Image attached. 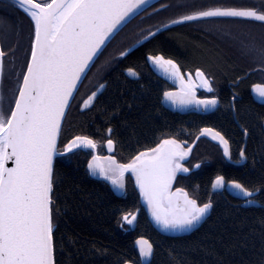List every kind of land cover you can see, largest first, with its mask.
I'll use <instances>...</instances> for the list:
<instances>
[{
  "label": "snow or ice",
  "instance_id": "obj_1",
  "mask_svg": "<svg viewBox=\"0 0 264 264\" xmlns=\"http://www.w3.org/2000/svg\"><path fill=\"white\" fill-rule=\"evenodd\" d=\"M13 4L29 15L32 31L20 68L14 63L19 44L6 48L8 37L0 38V264H58L56 233L60 227L59 218L63 215L62 209L74 206L67 199L63 204L59 203L60 194L56 189L64 188L65 196L72 194L78 187L74 169L79 166V162L73 160V150L81 146L95 149L98 144L92 136L77 134L61 146L63 118L96 61L104 57L96 65V72L106 75L104 70L114 66L117 58L130 54L129 49L139 42L133 40L122 51L113 47L105 52L129 20L145 8L155 14L170 5L152 8L149 0H0V9ZM148 14L144 13L145 17ZM215 17H243L264 23V6L215 5L187 10L159 27H152L147 36L181 21ZM139 39L146 37L141 35ZM241 44L245 54L257 62L258 68L264 69V33L259 40L252 38ZM10 53L13 63L8 68L15 70V76L6 97L5 62ZM147 58L180 84L178 89H166L163 98L173 102L179 99L181 103L195 101L205 107L218 103L215 95H197V79L190 71L185 78L175 59L159 53L154 55L152 51L148 52ZM127 71L135 72V69L128 68ZM195 73L201 87L213 89L212 75L201 67H197ZM242 78L237 76L233 84ZM105 84H99L80 107L91 104ZM252 88L264 101V84H253ZM124 103L131 109L135 101ZM122 107L117 104L112 111L120 112ZM112 131L113 126L109 124L108 132ZM243 131L247 134L249 129L244 127ZM200 133L213 135L223 146L225 156L231 157L229 140L222 132L205 126ZM106 143L111 149L117 141L109 138ZM184 143L174 135L165 134L154 147L136 151L126 162L113 155L94 153L88 159L87 169L92 174L107 177L121 189L125 187V172L130 170L156 222L166 230L183 231L197 224L213 207L211 196L200 202L184 187L173 190L177 172L189 171L181 161L189 155L196 141L187 148ZM240 157L247 158L244 147L240 149ZM60 158L65 168L58 170L56 162ZM199 163L197 161L196 166ZM224 182L223 175H216L212 183L217 186ZM227 183L244 194L246 205L256 204L254 195L264 191V187H249L239 179ZM135 217L136 212H124L121 225L123 221L132 224ZM70 242L75 243V238H70ZM136 243L139 247L136 264H151L148 258L153 255V243L144 236H139ZM60 247H64L63 243ZM92 249L99 254L108 253V248H97L95 244L89 251ZM122 264H134V261L122 259ZM258 264H264V258Z\"/></svg>",
  "mask_w": 264,
  "mask_h": 264
},
{
  "label": "trees",
  "instance_id": "obj_2",
  "mask_svg": "<svg viewBox=\"0 0 264 264\" xmlns=\"http://www.w3.org/2000/svg\"><path fill=\"white\" fill-rule=\"evenodd\" d=\"M160 4L170 7L158 10L155 14H151L146 8L129 20L105 52L113 47L120 50L129 42L130 37L118 38L119 35L146 34L152 27L187 10L215 5L264 6V0H159L151 7L157 8ZM23 11L15 4L7 9H0V38L8 37L6 48L21 40L19 17L25 18ZM146 12L149 14L145 17ZM209 21L221 22L223 26L219 30L215 26L187 27L199 21L178 25L155 35L134 49L122 60L121 66L133 67L140 77L132 80L121 70L108 72L105 77L107 86L95 100L90 113H82L73 120L70 108L67 110L62 122L60 145L77 128L76 122L79 128L87 129L90 126V136L101 142L106 139L104 128L111 124V138L117 141L112 149L113 156L126 162L136 151L158 143L168 130L171 131L169 135L192 144L201 127L212 126L229 140L232 152L233 146L242 142L243 128L247 127L249 131L245 149L246 152L248 149V160L253 164L250 168L246 164L241 170H224L220 163L223 162L221 151L210 148L204 134L197 138L189 156L192 162L208 157L214 161L213 166L220 167L218 171L224 176L239 179L249 187H264V104L254 103L249 93L251 84L264 83V69L258 68L257 62L245 54L242 47V41L252 38H232L230 34L225 35L224 32L231 33L230 20ZM28 23L30 24L29 21ZM31 31L32 23L29 33ZM25 47L26 39L23 45L19 43L18 52L15 53L19 61L24 56ZM149 51L175 59L182 69L191 73L201 67L212 75L213 91L219 92L217 111L201 116L194 113H171L163 108L160 104L162 90L156 87L157 80L143 60V56ZM103 58L101 56L92 66L90 76L94 73L101 75L96 72V65ZM237 76L243 78L233 84ZM126 100L135 101L131 109L124 103ZM117 104L123 106L122 110L113 112L112 109ZM233 104L236 105L235 108L232 107ZM216 113L221 114L217 126L213 120ZM73 160L79 162L78 168L74 169V181L78 187L68 196H65L64 188L56 189L60 194L59 203L63 204L67 199L74 206L62 209L63 215L59 218L60 227L56 233L58 264H122V259H132L136 264L139 257L134 240L139 236H144L153 243L151 264H258L264 258V191L254 195L258 206L247 207L228 195L216 193L212 198L210 214L198 228L187 235L170 237L159 234L149 223L140 208V193L130 175L126 176L123 191L116 193L108 180L91 172L88 174L80 157L73 156ZM56 166L58 170L65 168L62 158L57 159ZM204 177L208 179L209 173ZM180 179L176 175L174 182L177 183ZM137 209L140 211L134 228L130 224L122 226V214L136 212ZM70 238H75L76 242L71 243ZM61 243L63 248L60 247ZM93 244L97 248H108V253L99 254L95 249L89 251Z\"/></svg>",
  "mask_w": 264,
  "mask_h": 264
},
{
  "label": "flooded vegetation",
  "instance_id": "obj_3",
  "mask_svg": "<svg viewBox=\"0 0 264 264\" xmlns=\"http://www.w3.org/2000/svg\"><path fill=\"white\" fill-rule=\"evenodd\" d=\"M26 36L27 35L25 33L24 38H26ZM124 36L125 35L121 34V35L118 36V38H123ZM136 38H137L136 40L139 39V37H136ZM129 44H127L125 47H127ZM129 53L131 54L132 51H130ZM128 55L129 54H126L124 57L117 58L114 66H112L111 68H106L104 70L106 72V75H107L108 72L111 73L114 70H121V72L125 75V73H124L125 70H127L128 68H133V67L121 66L122 65V60L124 58H126ZM165 57L166 58H171V57H167V56H165ZM143 60L145 61V65L149 67L148 69L151 71V72L150 71L149 72L152 73L154 78H156V80H157L156 87H158L159 90H162L161 97H160V104H161L162 94H163V92L166 89H178L180 86L173 81V78L170 75H164V74H160V73L156 72L152 68V66L150 64L151 60H149L147 58V54H145L143 56ZM180 71L184 74L185 78H187V74H188L189 71L187 69H182L181 67H180ZM135 73L138 75V78H139L140 75L138 74V72L136 70H135ZM106 75H103V74L96 75V73H94V74H92V76H90V71L88 72V76H86L84 78V81L80 84L79 90L76 91L75 97L72 99L71 104L68 107V109L70 108V111H71L70 114L72 115L73 120H74V118L79 117L80 115H82V113H90V108L92 107V105L94 103L91 105V107L89 106V107H87V108H85L83 110L80 109V105H82L83 101L87 98V96L92 91L96 90L99 87V84L106 82L105 87L100 92V94H102V92L104 91V89L107 86V80L105 78ZM192 75L194 76L193 78H196L197 82H198V78L196 77L195 70L192 73ZM101 76H102V78H101ZM90 77H91V79H89ZM127 78H129V77H127ZM13 79H14V76H13V78L10 81V87H11V85L13 83ZM134 80H136V79H134ZM256 83L264 84V83H261V82H255L253 84H256ZM253 84H251L250 87ZM4 86H5V84H4ZM8 86H9V84H8ZM197 86H199L196 89L197 95H199V96H202V95H215V96L218 97V104L215 107V109L213 111H211L210 113L203 114L201 116H208V115L212 114L213 112H216L217 109L219 108V92H214L213 89H210V91H208V92L204 91L205 88L201 87L199 85V82L197 83ZM250 87H249V93H250ZM5 89H6V86H5ZM98 96L96 97V99L98 98ZM250 96H251V99H252V101L254 103L264 104V101H261V99L254 98L251 94H250ZM232 99L233 98L230 99V102L233 101ZM171 113H174V112H171ZM190 114H192V113H187L186 115H190ZM220 119H221V114L216 113L215 116L213 117V120L215 121V124H214L215 126H217V124H219L218 122H219ZM187 124H189V122H187ZM76 127L77 128H74V131L72 132V135L68 139H70L73 135H77V134H83V135H89L90 136V126L87 129H84L82 127L79 128V125L76 122ZM208 127L214 128L212 126H208ZM263 129H264V127H263ZM103 131H104V136L106 137V139L103 142L98 141L97 147L95 149L90 148V146L89 147L81 146L78 150H73V156L74 157L76 156L77 158L80 157V161L83 162L84 169L86 168V172L88 174L90 173V171L87 169V162H88V159H90L91 156L94 153L98 154L100 156L113 155V153H112V149L113 148L109 149V147H108V145L106 143V141L109 138H111L112 134L108 132V126H106ZM96 132L97 131H94V133H96ZM170 132L171 131L168 130L167 134L169 135ZM94 133H93V136H94ZM201 134H204V138L207 140L208 146H210V148H212L213 150H217L218 149L219 151H221L222 157H223V162L220 161V163L224 166L223 167L224 170L226 169V170H236L237 171V170H241L246 164L249 166V168L253 165L252 161L248 160L249 159L248 158V154H247V158L246 159L240 157V149L242 147L245 148L247 134H245V133L243 134V137H242V140H241L242 142L236 147H235V145L233 146L232 152H231V157H227V158L224 156L223 146L220 144V142L218 140L214 139L213 135H209L207 133H200V135ZM162 135H164V133ZM64 143H66V141ZM188 145L189 144L184 143V147L185 148H187ZM154 146H151V147H154ZM230 151H231V149H230ZM247 153H248V149H247ZM189 155H190V152H189ZM189 155L184 157V159L181 161L182 163L186 164V166L189 168V171L184 172L183 170H180V171L177 172L176 175H179L181 179L177 183H175L173 181V190L176 187H184L190 193H193L197 198H199L200 202L206 201L209 198V196H211V198H213V195L216 194V193L222 194V195H228L223 188L221 190H219V191H213V189H212L213 188V183L212 182L215 179V176L216 175H223L220 171H218L220 167L213 166L214 161H212L208 157H204L201 160H199L200 163H199L198 166H196V162H192ZM207 172L209 173L208 179H206V177H204L205 175L208 174ZM127 174L131 176V179L133 181L134 186L139 190V187L135 183V176L133 174H131L130 170L125 172V176H127ZM98 176L101 177L102 179L108 180L107 177L100 176V175H98ZM224 178H225V182L223 183V187L226 184H228L227 183L228 181L235 179L234 177H228V176H224ZM108 181L111 184H113L111 180H108ZM219 186L220 185H217V186H214V187H219ZM228 196H230V195H228ZM140 198H141V196H140ZM232 198H234V197H232ZM234 199L239 200L240 204L242 205L243 200H244V195H243L242 198H234ZM142 200H144V199L141 198L140 201H142Z\"/></svg>",
  "mask_w": 264,
  "mask_h": 264
},
{
  "label": "water",
  "instance_id": "obj_4",
  "mask_svg": "<svg viewBox=\"0 0 264 264\" xmlns=\"http://www.w3.org/2000/svg\"><path fill=\"white\" fill-rule=\"evenodd\" d=\"M157 1H159V0H149V2H150L151 5L154 4V3H156ZM145 9H146V8H145ZM145 9H144V10H145ZM208 19H247V20H252V19H249V18H243V17L195 18V19H193V20L181 21V22H178V23L173 24V25H167V29L172 28V27H175V26H178V25H182V24H185V23H189V22H195V21H200V20H208ZM254 21H257V20H254ZM165 23H166V22H165ZM158 27H159V26H158ZM163 31H165V30H160V31H158V32H155V33H153V35L150 36V37L147 36V34H145L144 36L146 37V39H144V40H140V39H138L139 42L136 43V44H133L132 47L129 49V52H130V51H133L134 49H136L137 47H139L141 44H143V43L146 42L147 40L151 39L152 37H154L155 35H157V34L163 32ZM150 64H151L152 68H153L156 72H158V73H160V74H164V75H169V74L165 73V71H164L163 69H161V68H159L158 66H156L152 61H150ZM124 73H125V75H126L127 77H129L130 79H137V78H138V75H137L135 72H128L127 70H125ZM173 81H174L176 84H178V85L180 86V84H179V82H178L177 80L173 79ZM256 84H259V83H256ZM96 90H97V89H96ZM101 91H102V89L99 90L98 95L100 94ZM90 94H91V93H90ZM250 94H251L254 98H258V99H260L259 95L255 92V90L252 88V86L250 87ZM98 95H97V96H98ZM97 96H96V97H97ZM96 97L94 98V101H95ZM86 99H87V98H86ZM94 101H93L91 104H89V105H87V106H85V107H83V108L80 107V109L83 110V109H85V108H87V107H89V106L91 107V105L94 103ZM82 104H83V103H82ZM217 104H218V103H217ZM217 104H216V105H212V106L205 107L204 105H199V104H197L195 101L188 102V103H181L180 100L177 99L176 102H173V101H171V100H168V99L163 98V94H162V98H161V105H162L163 108H165V109H167V110H169V111H171V112L178 113V114H187V113H195V114H198V115L208 114V113H210L211 111H213V110L215 109V107L217 106ZM63 119H64V118H63ZM62 122H63V121H62ZM199 136H200V134H199ZM199 136H197V137L195 138V141L197 140V138H198ZM193 145H194V144H192V147H193ZM192 147H191V148H192ZM224 156H225V154H224ZM225 157L227 158L228 156H225ZM222 188L225 190V192H226L228 195H230L231 197H234V198H242L243 195H244L241 191H239L238 189H235L234 186L231 185V184H229V183L226 184L224 187H223V184H220L219 187H214V186H213L212 189H213V191H219V190H221ZM258 205H259L258 202H257L256 204H253V205H246V204L242 203V206H243V207H247V206H258ZM140 208L144 211V213H145V215H146V217H147L149 223L151 224V226H152V227H153V228H154L159 234L164 235V236H170V237L183 236V235H187V234L191 233L193 230H195L196 228H198V227L201 225V223L206 219V217H207V216L209 215V213H210V211H209V213H208L204 218H202L197 224L193 225V226H192L191 228H189V229H186V230H183V231H172V230H166V229L162 228V227L156 222L155 218H154V217L152 216V214H151L150 209L148 208L147 203H146L144 200L140 201ZM139 211H140V209H137V210H136V217H137ZM136 217H135V219H134V222L131 224V228H134V224H135ZM137 238H138V237H137ZM137 238H135V240H134V244H135L136 251H137V254H138V257H139V247H138V245H137V243H136ZM151 258H152V256L149 257L148 259L151 260Z\"/></svg>",
  "mask_w": 264,
  "mask_h": 264
},
{
  "label": "rangeland",
  "instance_id": "obj_5",
  "mask_svg": "<svg viewBox=\"0 0 264 264\" xmlns=\"http://www.w3.org/2000/svg\"><path fill=\"white\" fill-rule=\"evenodd\" d=\"M24 12V17L26 18H23V17H21L22 19H20V17H19V21H20V24H19V28H20V41H18V44L20 43V45H23L24 43H25V39H26V47H25V50H26V48H27V46H28V44H29V40H28V38L30 37V33H29V30H30V24L32 23L31 22V19H30V17H29V15L25 12V11H23ZM175 18V17H174ZM174 18H172V19H174ZM28 21L30 22V24L28 23ZM211 27V26H215V27H218V30H219V27H221L222 28V24H221V22L219 23V22H213V21H209V20H200L199 21V23H194V24H189L187 27L189 28V27H191V28H199V27H201V28H205V27ZM227 27H229L228 25H227ZM25 33H26V38H24V36H25ZM219 34H221L220 32H219ZM224 34L225 35H228V34H231V37H233V33H228V32H224ZM123 35H125L123 38H127V37H130L129 38V42L127 43V44H129V43H131L133 40H136L137 38L136 37H140L141 35H144V34H137V35H127V34H123ZM234 38V37H233ZM27 41H28V43H27ZM127 44H124V46L120 49V50H122ZM18 51H16V53H17ZM25 54V53H24ZM11 53L9 54V58H7L6 59V62H5V64H6V66H5V75H4V84H5V86H6V89H5V87H4V91H5V96L7 97V95L9 94V89H10V81H11V79L13 78V76H15V70H9V68H8V65L9 64H11V63H13V61L11 60ZM15 56H16V54H15ZM23 60H24V56H22V59H20V61H19V58H16L15 59V61H14V63H15V65H16V68H20L21 66H22V62H23ZM20 63V64H19ZM194 77V76H193ZM198 83V82H197ZM8 84H9V86H8ZM197 87H199V86H197ZM204 91H210V89H204ZM91 148V147H90ZM125 179H126V176H124V181H125ZM109 180V179H108ZM112 189L116 192V193H121L122 191H123V189H121L119 186H117V185H114V184H112ZM139 191V190H138ZM139 193H140V191H139ZM141 196V195H140ZM142 198V197H141ZM123 224H125V225H129V223L127 222V221H123ZM131 225V224H130Z\"/></svg>",
  "mask_w": 264,
  "mask_h": 264
},
{
  "label": "bare ground",
  "instance_id": "obj_6",
  "mask_svg": "<svg viewBox=\"0 0 264 264\" xmlns=\"http://www.w3.org/2000/svg\"><path fill=\"white\" fill-rule=\"evenodd\" d=\"M222 20L231 21L229 22V24L231 27V33H233L234 38H260L261 33H264V23H261L260 21L247 20V19H222Z\"/></svg>",
  "mask_w": 264,
  "mask_h": 264
}]
</instances>
